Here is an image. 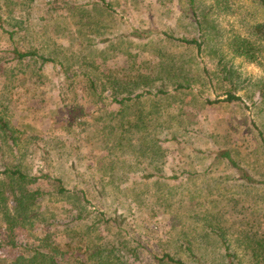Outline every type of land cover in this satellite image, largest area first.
Segmentation results:
<instances>
[{
  "label": "rangeland",
  "instance_id": "1",
  "mask_svg": "<svg viewBox=\"0 0 264 264\" xmlns=\"http://www.w3.org/2000/svg\"><path fill=\"white\" fill-rule=\"evenodd\" d=\"M257 25L264 33L259 0H0V110L15 137L0 138V171L18 166L36 177L26 188L41 192L12 231L0 210V261L26 264L28 249L58 246L60 264L79 263L108 245L134 264H159L164 253L226 264L207 232L221 218L239 264H256L239 230L264 231V185L241 183L213 158L229 151L264 181ZM246 38L253 60L236 51ZM13 47L54 61L16 62ZM228 93L240 100H223ZM121 95L132 99L119 110Z\"/></svg>",
  "mask_w": 264,
  "mask_h": 264
},
{
  "label": "trees",
  "instance_id": "2",
  "mask_svg": "<svg viewBox=\"0 0 264 264\" xmlns=\"http://www.w3.org/2000/svg\"><path fill=\"white\" fill-rule=\"evenodd\" d=\"M193 0H190L192 2ZM262 4H264V0H259ZM108 6V4L106 3ZM256 32L259 35L264 34L263 33V27L262 25L256 26ZM181 40L187 44H194L198 49L201 48V43L197 39H178ZM254 46L252 42L246 38V39H240L239 40V46H237L236 51L240 54H249L251 60H253L255 57L254 55ZM11 57L12 60L20 61L21 59L25 57H37L40 58L42 62H53L54 59L50 56H45L39 54L35 50H20L17 47H13L11 50ZM181 87V86H180ZM159 93L166 92L163 89H159L157 91ZM149 93V92H146ZM142 93H136L134 96L138 97L141 96ZM115 102L120 104V108L123 106V103L125 101H129L132 99L131 95H121L120 97H114L113 98ZM226 101H233V100H240V97L238 95L228 93L225 97ZM216 102V101H213ZM4 107L0 110V138L5 141L8 139H14L15 137L12 134V127L9 125V120L6 117ZM129 128H135L133 126V123L131 121L128 122ZM261 147L264 150V134L262 131H259L258 135ZM5 139V140H4ZM218 157L225 158L226 161L229 163L231 168L235 169V174L237 180H239L241 183L245 185H264V181H261V179H255L253 178L244 168L240 167L236 161L231 157L229 151H223L218 156H214L213 160L217 161ZM0 184H6L7 187H0V210H3L2 218L5 221V229L12 231L13 227L19 224V220L16 217H22L25 215H28V213L32 210V206L35 205V199L41 195V192L39 190H31L29 188H26L27 184H30L36 180L35 176H31L25 172H23L18 166L16 167H6L0 171ZM57 183V192H68L67 189L62 185V182L59 178H56ZM81 196L83 197V200L85 202H88L87 198L85 197L83 191L81 190ZM12 199L15 202L14 213L12 214L9 210L8 200ZM101 218L103 217V213H99ZM25 218V217H24ZM224 220V219H223ZM221 220V218H218V224L214 223L212 226H210L211 231H207L208 233H213V235L220 239L222 241L225 252L223 254V257L225 259L226 264H239L240 261H237L235 257V253L230 250V245H228L226 239H225V232L223 230L224 221ZM108 221H112V224H117L116 219H108L105 218L104 222L107 223ZM239 222L242 225L244 222L241 221V216H239ZM246 224V223H245ZM246 226V225H245ZM248 226V225H247ZM250 226V225H249ZM253 226L252 232L250 231H243L244 228L241 227L239 230V234L243 233L244 235L240 234V237H242L246 241V246L249 251H251V256L253 257V261L256 264L264 263V231H260L261 228ZM248 230L250 228L248 227ZM249 232V233H248ZM0 240V244H1ZM121 247L125 248L124 243H120ZM123 245V246H122ZM245 246V244H244ZM89 247L86 246L85 252ZM97 249L93 250V253H90L87 258L84 260L81 259L79 263L76 262V259L72 260L71 264H90L88 261H92V264H134L133 261L130 259H125L123 257L124 253H120V251H117L114 246H108V245H102L96 246ZM191 248L187 246V250H190ZM26 252L29 253L27 258L26 264H60L59 261H57L58 256H62L64 251H60L58 246L51 247L50 252H38L36 248L28 249ZM58 253V254H56ZM128 255L131 259L136 258L135 252L131 250ZM159 264H185L180 259H175L173 256H171L169 253H164L160 257H156ZM60 261L63 260V258H60ZM88 260V261H87ZM130 260V261H128ZM0 264H6L2 263L0 261Z\"/></svg>",
  "mask_w": 264,
  "mask_h": 264
},
{
  "label": "clouds",
  "instance_id": "3",
  "mask_svg": "<svg viewBox=\"0 0 264 264\" xmlns=\"http://www.w3.org/2000/svg\"><path fill=\"white\" fill-rule=\"evenodd\" d=\"M255 71H257V72H258L259 70H258V69H256Z\"/></svg>",
  "mask_w": 264,
  "mask_h": 264
}]
</instances>
